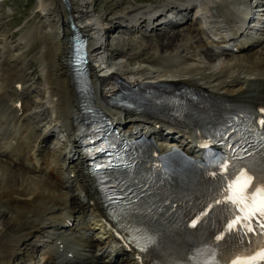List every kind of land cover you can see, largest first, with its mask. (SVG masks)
Returning <instances> with one entry per match:
<instances>
[{"label": "bare ground", "instance_id": "6f19581e", "mask_svg": "<svg viewBox=\"0 0 264 264\" xmlns=\"http://www.w3.org/2000/svg\"><path fill=\"white\" fill-rule=\"evenodd\" d=\"M192 1L175 0L187 7V10H182V12L188 11ZM240 2L241 0H208L206 12L208 18L212 17L215 20L213 28L217 29L222 22L230 26L231 30H234L233 34L236 35L235 27L238 20L236 9ZM86 5V0H67L66 2L65 0H40V11L47 18L48 26L38 29L35 37L40 43L36 49L40 53L42 68L45 70V82L49 89L47 95L49 105L55 115V127L71 131L72 138L75 137L79 99L73 75L67 66L71 51L70 37L72 36L69 21L74 19L79 24L81 32L91 41L90 48L95 47L94 52L100 53L104 45L100 30H95V24L90 26L94 19L88 15V11L85 9ZM170 5L168 3L166 6ZM158 8L136 14L133 17L134 22L139 21L141 24L138 29H133L132 32H139L146 28L148 23L146 16L154 15L158 12ZM189 21L193 20L188 19L184 24ZM205 21L207 23V20ZM204 22L200 21L198 26H195V30L191 27L175 36L172 34L173 36L169 39L175 40L178 37H184L193 40L197 31L200 36L202 35L210 41ZM119 23L113 26L114 33L119 29ZM179 26L181 24L169 29L171 31ZM159 28L160 25H156L152 31ZM170 31H168V35H171L172 31ZM263 44L264 37L255 36L243 39L237 43L235 48L238 52L244 53L241 60L231 66L221 68L218 73H215L217 70L214 71V68L213 73H208L199 66L198 68L192 67V64L189 66L190 64L187 62L186 68L183 66V69L181 68L179 71H170L172 66L166 64L169 62L165 60L166 58L160 61L147 58L142 61H148L146 66L126 67L121 70L118 68L119 65H110L101 57L97 62L100 66L98 64L91 66L94 96L99 106L119 122L126 120L130 128L134 126L135 122L138 125L141 123V116L138 117L131 111L126 113L112 111L105 106V100L115 95L111 89L117 87L112 84L113 76L109 75L113 70L118 69L119 73L116 76L124 78L133 85L145 81L160 82L164 79L176 78L182 84L195 88L208 98L220 102L244 101L248 105L259 106L264 111V61L263 57L261 58L263 51L260 55L258 53L247 54L249 50L257 49ZM108 46L105 49H108ZM180 48L179 45L173 48L168 45L162 47L164 52L167 51L165 52L167 54L171 51L172 53L177 52ZM211 60L213 61V56ZM187 61L190 62V60ZM157 66H164L168 70H162L161 76H159L160 73L155 75L158 70ZM207 70L209 71V69ZM1 82L0 144L4 145V150L0 153V158L5 160L0 161V210H6L9 219L0 236V259L12 258L16 254V248L26 242L28 237L40 229L50 228L55 233L51 234L48 250L43 257L44 264H143L135 255L124 253L123 248L110 247L115 233L103 221V218L106 217L105 208L99 194L92 191L95 190L93 189L95 188V179L89 177L85 172L82 156L78 149H67L65 155H58L54 149L48 147L50 139L54 136L52 132L45 135L34 150H30V147L23 141L10 135L9 128L19 129L23 118L27 116L26 93L29 89L23 88L24 82L26 86L24 73L11 69L8 64H5L2 70ZM145 123L148 127L159 130L163 135L167 133L169 136L171 130L177 131V134L182 132L172 123L162 119H147ZM192 130L186 132L187 134L191 133V137L195 133ZM160 133L157 134L160 135ZM182 133L185 135V132ZM141 134L136 133L134 138H138ZM27 135L30 139H34V134ZM171 144L180 145V142L172 140ZM185 148L189 150L193 148V144L189 143ZM29 171L33 172V176L29 175L31 174ZM70 187L76 190L72 191ZM63 189L67 192H63ZM81 214L85 215L83 219H81L83 217ZM88 231L92 234H88ZM185 237L186 235L182 239ZM59 241H61L60 244H58ZM186 249L181 239L174 240L172 237H168L165 246L168 254L165 256V260L180 259L186 253Z\"/></svg>", "mask_w": 264, "mask_h": 264}, {"label": "rangeland", "instance_id": "374dc122", "mask_svg": "<svg viewBox=\"0 0 264 264\" xmlns=\"http://www.w3.org/2000/svg\"><path fill=\"white\" fill-rule=\"evenodd\" d=\"M86 2L85 9H87L88 15L94 19L92 23L93 25L95 24V30H100V35H103L104 45L100 51L101 57L110 64L119 65L118 68L121 70L126 67L146 66L148 61H142L147 58L151 60L158 59V61L166 58L165 60L169 61L166 64L172 66L169 69L170 71H179L183 66V68H186L187 63H189V66L193 65L192 67L194 68L199 66V68L206 70L208 73H213L216 70L215 73H218L221 68L237 63L244 55V53L240 52L218 53L213 44L206 37L200 36L197 31V33L195 32L197 39L195 36L193 40L184 37H178L175 40L169 39L171 36H175L177 33L188 30L191 27V29L195 30L198 22L194 21V19L171 30L172 33H170V29H164L163 27L151 32L147 29L149 27L148 24L146 28L139 30V32H132V30L124 27L125 24H131V19L136 14L144 13L148 9L162 7L168 3V0H86ZM40 10V0H0V87L2 83L1 74L5 64H8L13 70H19L24 73L26 86L24 82L23 88L27 87L29 89V93H26L28 113L23 118L20 128H9V132H11L10 135L28 145L30 150H34L45 135L55 131L53 113L51 105H49V98H47L49 89L45 82V70L42 68L40 53L36 49L40 44L35 38L37 30L48 26V20ZM262 13V18H264V11ZM191 15L188 13L186 17L190 18L192 17ZM118 23L120 27L114 33L112 28ZM262 24L263 28L258 31L255 35L256 37H264V19ZM168 31H170L171 35H168ZM206 41L208 42L206 43ZM177 44L181 47L177 52L172 53L171 51V53L168 52L167 54L165 53L167 51L164 52L162 49L163 45L173 48L178 46ZM107 45H109L108 49H105ZM261 52V58L263 57L262 60L264 61V44L257 47V49L249 50L247 54L258 53L260 55ZM211 55L213 56V61L211 60ZM187 60H190V62ZM157 69L159 72L157 70L155 75H158L162 70H168L164 66H157ZM25 133L26 135H24ZM29 133L34 134V139L28 137L29 135L27 134ZM56 139V133H54V137L50 140L48 147L51 146V142H54L52 148H50L54 149L58 155H65L67 153L66 146L62 141L57 142ZM3 150L4 145L0 144V153ZM1 160L4 161L5 159L0 158ZM29 172L31 173L29 175H32L33 172ZM70 189L72 191L76 190L73 187H70ZM64 190L62 191L67 192ZM72 191L68 192L71 193ZM81 216H83L81 219L85 217L82 214ZM8 219L7 211L0 210V236L4 232ZM51 232H53V229L50 228L38 230L28 237L26 242L21 243L22 245L20 244L16 248V254L12 258H4V261L0 259V263L44 264L45 260L43 257L48 250ZM87 233L92 234L90 231Z\"/></svg>", "mask_w": 264, "mask_h": 264}, {"label": "snow or ice", "instance_id": "6c2138e0", "mask_svg": "<svg viewBox=\"0 0 264 264\" xmlns=\"http://www.w3.org/2000/svg\"><path fill=\"white\" fill-rule=\"evenodd\" d=\"M251 178L249 177V180ZM256 189H255V185L252 186V193H255ZM251 194V193H250ZM258 211H262V213H264V196H262L261 198V206L260 209H257ZM262 227H264V224H261Z\"/></svg>", "mask_w": 264, "mask_h": 264}]
</instances>
